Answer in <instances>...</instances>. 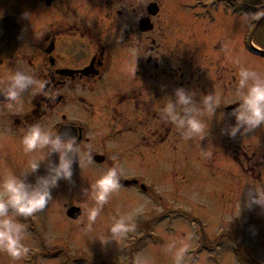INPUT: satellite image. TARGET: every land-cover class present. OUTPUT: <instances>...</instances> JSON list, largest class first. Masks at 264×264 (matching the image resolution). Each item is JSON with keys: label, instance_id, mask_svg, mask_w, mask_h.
<instances>
[{"label": "rangeland", "instance_id": "rangeland-1", "mask_svg": "<svg viewBox=\"0 0 264 264\" xmlns=\"http://www.w3.org/2000/svg\"><path fill=\"white\" fill-rule=\"evenodd\" d=\"M142 1L145 0H137ZM179 1L183 0H158L162 8L156 21L162 35H184L191 40L185 39L182 44L165 42L164 49L183 51L187 58L199 53L203 65L211 61L216 81L208 73L201 84L212 80L205 87V93L220 97L218 108L237 100L240 65L233 60L239 59L243 66L264 74V7L249 6L244 17L233 10V1L211 0L215 9L229 10L225 15L216 12L215 21L207 24L211 26L209 29L204 22L177 21L176 16L181 14ZM170 79L159 75V82L155 84L164 87ZM160 109V105L154 106L150 150L134 147L140 136L128 148L122 147L107 127L99 129L108 132L104 139L95 130V146H90V150L103 153L104 164L95 170L81 149L80 164L74 159L72 180L61 179L51 189L52 199L43 210L17 217L27 230L25 244L29 251L24 257L29 258L32 249H40L39 264H59L57 260L65 258L71 260L70 264H137L139 257L145 258L147 264H173L171 255L165 251L168 243L190 236L191 247L184 264H264V206L248 203L249 190L264 192V162L247 172L222 148L227 137L222 135V129L235 122L232 112L226 114L222 109L213 117L202 113L200 119L207 125L206 136L186 140L175 125L160 118ZM238 142L252 150L264 148V125L240 135ZM45 152L44 149L30 153L8 151L0 159V177L9 171L24 176L30 171V162ZM205 152L211 155L206 156ZM57 159V154L47 156L35 172L26 173L25 179L34 182L38 175L46 174L48 161ZM112 166L119 167L120 178H137L146 190L138 185L120 187L89 230L85 204L91 207L94 201L88 199L87 192L95 179ZM141 204L143 212L134 217L133 231L117 241H101L108 235V226L114 218ZM71 205L81 208V214L75 219L66 215ZM0 255L12 259L3 251Z\"/></svg>", "mask_w": 264, "mask_h": 264}, {"label": "flooded vegetation", "instance_id": "flooded-vegetation-1", "mask_svg": "<svg viewBox=\"0 0 264 264\" xmlns=\"http://www.w3.org/2000/svg\"><path fill=\"white\" fill-rule=\"evenodd\" d=\"M231 1L233 10L244 17L249 6L264 7V0ZM161 5L158 0H0V87L17 69L46 82L43 91L35 87L26 90L13 108L0 96V159L8 151H24L22 135L35 122L75 135L83 157L92 154L95 170L106 160L103 153L90 150L95 146V130L101 139L108 132L117 136L121 146L128 148L140 136L134 147L150 150L154 106H163L171 95L168 91L178 86L191 88L199 102L205 87L216 81L211 61L201 64L199 53L187 58L183 51L165 50L166 43L182 44L191 37L162 35L156 21ZM177 5L181 11L177 21L204 22L205 26L215 21L216 12L225 15L229 10L215 9L211 0H183ZM208 73H212V80L201 84ZM159 75L171 78V82L157 86ZM237 104V100L225 103L217 111L230 113ZM105 127L108 132L99 130ZM224 136L222 148L243 170H255L263 164L264 148L250 149L238 142L240 135ZM96 156L103 159L97 161ZM120 179L136 180L133 185L121 184L122 188L138 185L146 190L137 178ZM40 251L32 249L23 261L0 255L1 264H39ZM57 261L71 262L68 258Z\"/></svg>", "mask_w": 264, "mask_h": 264}, {"label": "clouds", "instance_id": "clouds-1", "mask_svg": "<svg viewBox=\"0 0 264 264\" xmlns=\"http://www.w3.org/2000/svg\"><path fill=\"white\" fill-rule=\"evenodd\" d=\"M238 68L237 93L238 104L232 109L235 122L222 129L229 137L236 138L253 129L264 125V74L254 68L240 64L239 59L233 60ZM137 65L132 69L135 75ZM6 85L0 87V96L7 102L8 107L13 108L21 101L22 94L35 87L36 91H43L46 82L37 78L24 69L11 72L6 78ZM35 94V93H34ZM196 90L178 86L173 90V95H167L160 109V118L175 125L184 139L194 136L204 138L207 134V125L200 119L202 113L215 115L220 97L211 92L195 100ZM21 143L26 153L36 152L38 149L47 151L30 162V171L24 176H17L9 171L0 177V251L7 253L13 261L20 260L28 254L25 244L27 230L17 217H27L43 210L50 199L51 189L63 180H72L74 159L80 164L81 148L77 137L68 132L61 133L57 128L46 127L39 122L32 123L24 131ZM52 153L58 154L57 161L49 160L46 174L38 175L34 182L25 179L28 172H35L40 167V162ZM204 155L210 156L211 152ZM88 161L93 160L91 153L87 154ZM121 187L120 169L112 166L105 169L92 183L91 190L87 192L88 199L94 201V205L86 207V227L91 230L97 217L109 201L111 195ZM248 203L264 206V192L252 189L248 192ZM143 212V205H137L132 211L113 219L108 226V235L102 242L109 239L119 240L135 229L133 219ZM83 222V218H82ZM191 237L171 240L165 251L173 260V264H184L185 258L191 247ZM137 264H147V260L139 257Z\"/></svg>", "mask_w": 264, "mask_h": 264}, {"label": "water", "instance_id": "water-1", "mask_svg": "<svg viewBox=\"0 0 264 264\" xmlns=\"http://www.w3.org/2000/svg\"><path fill=\"white\" fill-rule=\"evenodd\" d=\"M103 159V156H96L97 161H101ZM124 184H130L135 183L136 180H122L121 181ZM81 214V208L75 205H71L66 209V215L70 218H77Z\"/></svg>", "mask_w": 264, "mask_h": 264}]
</instances>
